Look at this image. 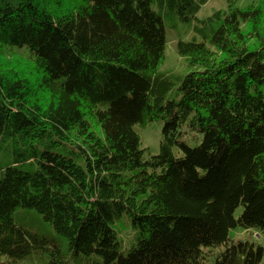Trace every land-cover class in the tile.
Returning <instances> with one entry per match:
<instances>
[{"label":"trees","instance_id":"16d2710c","mask_svg":"<svg viewBox=\"0 0 264 264\" xmlns=\"http://www.w3.org/2000/svg\"><path fill=\"white\" fill-rule=\"evenodd\" d=\"M155 1L0 0V259L66 264L22 208L87 264H264L231 235L264 231V0H227L179 41L185 76L160 72ZM158 1L183 22L210 2ZM159 120L146 159L135 128Z\"/></svg>","mask_w":264,"mask_h":264},{"label":"rangeland","instance_id":"374dc122","mask_svg":"<svg viewBox=\"0 0 264 264\" xmlns=\"http://www.w3.org/2000/svg\"><path fill=\"white\" fill-rule=\"evenodd\" d=\"M256 1L257 0H239V3L241 6L246 7ZM226 6L227 0H210V2L201 9L196 19H193L190 22H183L176 15H173L170 11L166 10L158 0L154 2L152 9L161 16L167 37L165 59L160 68L161 73L175 74L176 76H185L188 73L186 62L178 55L177 43L179 41L188 42L197 37L196 27L200 26L199 22H202L214 13L225 9ZM199 40H201V38H199ZM22 53L24 52L22 51ZM4 56L9 57V52L5 51ZM22 58L27 59V55L22 54ZM176 94L177 88H171L167 97L169 99H174ZM163 127L164 121L159 120L148 124L145 127L137 126L135 128L136 133L141 139V147L145 150L146 159L159 155L160 144L163 138ZM185 140L193 147L200 144V141L196 142L191 136H187ZM200 140H202V138H200ZM5 147L6 144L0 145V168L9 165V158L6 155ZM175 155L182 157L181 152L178 150H175ZM241 214L242 208L237 211L235 217L238 218ZM13 219L16 224L25 228L32 234L47 237L56 241L66 256V264H87L84 257L70 254L68 250V240L59 235L53 229L51 224L46 222L43 216H41L36 210L19 208L13 213ZM231 235L236 241L255 242L264 246V231H244L238 229L233 231ZM128 236L130 238L132 234H128ZM91 259L94 262H103V260L97 256H93ZM0 262L3 264H48V258L45 255H33L26 260L15 262L11 258L4 256L0 259ZM210 264H214V260H211Z\"/></svg>","mask_w":264,"mask_h":264}]
</instances>
